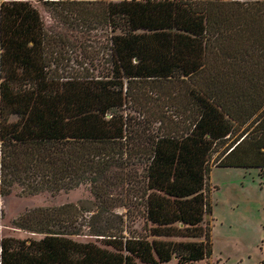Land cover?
<instances>
[{
    "label": "trees",
    "instance_id": "obj_1",
    "mask_svg": "<svg viewBox=\"0 0 264 264\" xmlns=\"http://www.w3.org/2000/svg\"><path fill=\"white\" fill-rule=\"evenodd\" d=\"M43 2L54 26L0 2V199L87 184L94 201L25 210L12 225L42 236L1 237L0 264L207 263L211 167L264 132V0ZM96 26L102 72L78 73L73 32Z\"/></svg>",
    "mask_w": 264,
    "mask_h": 264
},
{
    "label": "rangeland",
    "instance_id": "obj_2",
    "mask_svg": "<svg viewBox=\"0 0 264 264\" xmlns=\"http://www.w3.org/2000/svg\"><path fill=\"white\" fill-rule=\"evenodd\" d=\"M27 1L36 7L46 26L55 25L44 0ZM82 30L83 33L73 32L79 46L69 51L70 56L81 60L84 67V71L76 72H102L100 61L105 57L103 47L110 32L103 26H96L90 31L85 28ZM69 40L73 41L71 37ZM124 112L128 116L134 114L129 106L124 108ZM216 155V152L213 153L211 160ZM209 185L213 205L211 215L206 219L211 224L212 255L207 263L202 261L199 264H264V132L255 141L240 142L215 163L209 173ZM121 186L111 190V196L118 203H127L132 198V190L127 184ZM93 201L87 184L57 193L43 191L35 194H22L20 188L15 187L0 199L3 214L0 219V238L38 239L42 236L12 225V220L27 209L79 202L89 206ZM115 212L123 217L125 213L128 214L124 220L126 228L141 231L144 220L140 213L131 207L127 211L121 205L115 207ZM79 239L93 240L87 237Z\"/></svg>",
    "mask_w": 264,
    "mask_h": 264
},
{
    "label": "crops",
    "instance_id": "obj_3",
    "mask_svg": "<svg viewBox=\"0 0 264 264\" xmlns=\"http://www.w3.org/2000/svg\"><path fill=\"white\" fill-rule=\"evenodd\" d=\"M118 1V0H117Z\"/></svg>",
    "mask_w": 264,
    "mask_h": 264
}]
</instances>
